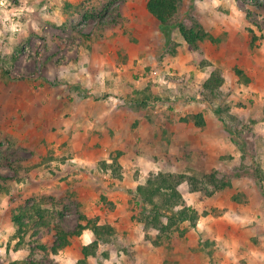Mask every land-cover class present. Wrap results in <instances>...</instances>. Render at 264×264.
I'll return each mask as SVG.
<instances>
[{"label": "rangeland", "instance_id": "rangeland-1", "mask_svg": "<svg viewBox=\"0 0 264 264\" xmlns=\"http://www.w3.org/2000/svg\"><path fill=\"white\" fill-rule=\"evenodd\" d=\"M111 4L102 6L99 14L93 10L89 14L93 17L89 20L82 21L79 15L69 14L65 16V21L60 22L55 17L47 16L48 11H51V16L54 14L47 4L45 7V0H0V264H11L13 261L25 264L29 260L42 264H68L87 240L85 232L90 231L85 229L82 239L78 236L70 238V254L62 261L55 254L46 259L31 255L32 246L37 242L48 244L51 237L44 235L43 229L32 235V228L18 235L11 214L19 205L35 203L46 211L53 224L59 219L66 229L72 230L77 223H85L79 219L82 215L108 222V213L114 208V201L125 193L123 189L118 190L117 183L109 178L111 172L105 169L106 160L99 157L94 160L84 159L82 154L68 152L66 149L69 142L79 144L80 138L79 133L77 135L76 131L71 130L74 121L69 118L71 103L76 104L77 98L84 97L85 92L90 90L80 88L78 82L93 77L94 73L97 77L102 76L95 69L82 71L83 67L88 66L85 63L88 58L71 50L77 46H81L79 49L82 50L86 48L83 41L90 39L87 35L97 38L99 34L102 38L103 27L116 18L117 3ZM175 20L174 22L198 21L208 33L202 42L205 48L204 58L208 62L206 65L195 63L198 62V54L184 41L193 56L189 65L193 69L209 66L210 74L216 69L221 70L224 83L216 95L211 96L202 88L208 77L203 83L193 85L188 98L207 102L208 107L216 109L224 119L225 129L233 130V135L229 138L231 145L235 146V149L234 146L232 148L237 161L233 160L231 165V154H225L223 164L201 171L197 159L204 158L205 155L200 154L199 148L194 146L190 148L194 152L191 159L193 170L173 172L200 176V179L205 174L217 173L219 178L230 181L229 186L214 189L203 178L205 190L212 191L209 195L201 190L191 191L187 181L178 185V191L187 204L201 214L195 226L183 221L178 226H173L169 232L161 233L143 225L144 229L139 232L136 228L138 224L131 221L140 220L138 223L141 225V217L145 215L140 213L141 210L135 206V198L127 192L124 201L128 210L134 211L130 222L133 224L131 226H136L133 235L137 250L150 253L152 247L162 245L167 256L166 263L162 264H175L173 256L181 253L170 252L174 243L179 245L184 235L196 228L197 224L200 228L204 227L206 220L226 214V218L230 220L229 226L224 229L228 232L225 233L228 237L226 247L225 242L215 244L202 233L199 236L195 230L191 232L192 235L188 234L190 237L197 236L196 243L193 241L195 246L192 251L203 253L208 264H247L248 261L264 264V217L257 215V212H264V185L261 182L264 178L261 167L264 163V132H259L264 129V88L255 90L247 86L250 81L245 82V78L250 75L244 67L255 63L260 53H264V0H182ZM172 29L181 36L176 25ZM214 46L217 49H213ZM234 49H238L239 53L235 60ZM238 58L244 63L242 67L234 64ZM235 68L241 69L243 74H236ZM261 70L264 71V67L259 71ZM139 76L164 87L168 95L161 93L154 101L165 109L169 102L186 98L179 87L185 83L186 73H174L166 61L160 60L154 65H148L137 73V77ZM107 92L106 88L100 87L92 93V97L94 100L107 99ZM248 104L249 110L246 109ZM61 113L64 115L60 116ZM109 155L115 156L114 158L117 156L114 153ZM189 155L191 156L190 153ZM71 164H80L81 168L71 174L68 172ZM159 171L162 170L153 168L146 171L141 166H136L129 172L133 179L134 173L136 176L144 174L142 183ZM236 177L240 178L238 187L246 189V194L241 193L238 198H234L233 193L230 200L236 199L248 207L246 219L240 217L239 223L247 226L246 222L253 220L248 226L252 225L255 232L253 231V248L248 250V256L234 263V244H231L229 233H232L231 229L236 223V215L233 216L230 210L232 207L227 205V197L234 188L231 180ZM103 188L114 190L110 198L109 194L103 193ZM184 192L191 194L184 197ZM217 194L225 197V206L211 202ZM254 210H258L255 212L258 217L251 219V211ZM207 214L211 216H206ZM114 228L116 230L115 225ZM122 240L121 232L118 235L115 233L114 247L109 250L108 257H91V264H117L118 258L109 256L116 253L118 245L122 247ZM128 248H121L125 251V260L129 264H135L138 257H133L127 251ZM240 251L246 253L247 247ZM152 254L156 256L154 252Z\"/></svg>", "mask_w": 264, "mask_h": 264}, {"label": "crops", "instance_id": "crops-1", "mask_svg": "<svg viewBox=\"0 0 264 264\" xmlns=\"http://www.w3.org/2000/svg\"><path fill=\"white\" fill-rule=\"evenodd\" d=\"M146 1L45 0V7H47V4L54 14V16H51V11H48L47 16L50 18L55 17L60 22L65 21L67 19L65 16L69 14H77L82 21H85L93 17L89 15L93 10H96V13L99 14L98 11L102 6L107 3L108 5L117 3L116 18L107 22L103 27L102 38L99 37V34L97 38L94 35H87L90 39L83 41L86 48L84 47L82 50L79 49L81 46H77L71 50L75 51L77 55L88 58L85 62L88 66L83 67L82 71L91 68V70L95 69L96 73L101 72L102 76L98 75L97 77L94 73L93 77L90 76L89 79L78 82L80 88L90 90L85 92L84 97H78L76 104L71 103L72 110L69 118L74 120L71 130L76 131L77 135L79 133L80 138L78 139L79 144L69 142L72 145L68 143L66 149L68 152L82 154L84 159L94 160L99 157L106 160L105 169L108 171H110L109 165L113 163L114 159L116 160L117 164L120 165L121 178L113 176L112 173L109 174V178L117 183L118 190L123 189L125 193L123 192L124 195L118 198L114 197L118 200L114 201L115 206L108 213V222H101L115 225L116 235L121 232V238L123 239L121 246L129 247L127 251L133 257L139 258H136L135 264L136 262L140 264H162L166 263L167 260L166 250L162 245L152 247L150 253L137 250L136 238L133 235L136 226H131L133 225L131 222L138 224L136 228L139 232L144 229V224L140 222V225L138 223L140 220H130V216L134 214V211L128 210L124 198L126 193L129 192V187L132 186L130 188L133 191L134 187L142 181L144 174L141 175L140 173L136 176L134 173L135 179H133L129 171L134 170L136 166H141L146 171L153 168L161 169L163 172L193 170L191 159L194 157V152L190 148L194 146L199 148L200 154L205 155L204 158H195L200 162L199 168L201 171L217 168L218 164H223L225 154H231V165L233 160L234 162L237 161V156L232 148L234 145H231L229 138L233 135V130L225 129L224 119L216 112V109L208 107L207 102L194 101L188 98L191 90H193V85L203 83L209 77V66L194 67V69L190 67L189 63H191L190 60L193 56L190 54L189 46L179 34L174 32V29L165 30L161 26L147 10ZM213 49H217V47L214 46ZM237 50L234 49V60L235 57L239 56ZM260 54L255 63H249L248 65H244L240 58L234 61V64L237 63V67H242V65L246 67L250 75V84L247 86L253 87L255 90L264 88V71H259L264 67V53ZM160 60L168 62L174 73H186L185 83L179 86L186 98H178V101L169 102L167 109L164 106L161 107L160 104L157 105L154 101L156 96L161 93L168 95L164 91V87L153 84L149 80L147 81L146 78L137 77L138 72L148 65L158 63ZM100 87L106 88L108 98L94 100L92 93ZM114 96L115 98H113ZM246 109L249 110V104ZM63 115V113L60 114V116ZM195 121L199 124H196ZM259 132H264V129H260ZM109 153L116 154V158L110 156ZM261 167L264 171V163ZM80 168V164L78 166L71 164L68 167V172L73 174ZM64 175H67V173ZM239 179V177H236L231 180L234 188L227 197V202H229L227 205L232 207L230 210L233 212V216L236 215V223L234 228L231 229L232 233H229L231 244H234V263L248 256V250L253 248L252 240L255 232L252 225L248 226L250 222H254L253 220L247 221V226L239 223L240 217L246 219L249 212L248 207L237 202L236 199L230 200L233 193L234 198H238L241 193L246 194V189L238 187ZM263 179L261 182L264 185ZM242 181L244 182L243 178ZM182 186L184 185L182 184ZM102 190L104 194L109 195L114 191L105 188ZM185 192L184 197L186 194H191H185ZM224 199L225 197L222 194H217L211 202L215 205L225 206ZM257 211H251V219L258 216L264 217V212ZM255 212L258 216L255 215ZM206 216L211 215L207 214ZM226 216V214H219L213 220H206L204 227L201 228L197 224L191 232L196 230L199 236L202 233L206 238L209 237L207 239L214 241L215 244L225 242L226 247L228 237L225 233L228 232L224 229L229 226L230 222ZM99 220L101 219L99 218ZM191 232H189L190 235H192ZM189 233L184 235V239L182 238L183 240L179 245L174 243L173 248L170 249V252L181 253L178 256H173V262L175 264H208L207 258L203 257V253L192 251L195 246L193 241L196 243L197 236L190 237ZM85 235L87 240L82 245L93 239L91 231H86ZM78 238L82 239L83 233ZM128 241L130 243H127ZM132 243L133 245H131ZM122 247L118 245L116 253L111 254L109 258L116 256L119 260L117 264H129L127 259L125 260V251L121 249ZM243 247H247L246 253L240 251ZM69 250H71V247L68 244L59 250L55 256L62 261L70 254ZM152 251L157 257L152 254ZM79 256L80 250L77 256L70 260L68 264H74ZM103 260L107 261V259ZM247 264H253V262L248 261Z\"/></svg>", "mask_w": 264, "mask_h": 264}, {"label": "trees", "instance_id": "trees-1", "mask_svg": "<svg viewBox=\"0 0 264 264\" xmlns=\"http://www.w3.org/2000/svg\"><path fill=\"white\" fill-rule=\"evenodd\" d=\"M181 2L182 0H147L146 8L165 30L172 29L173 25H176L184 41L198 54V62L195 61V63L206 65L208 62L204 58L205 48L202 44L208 36L205 28L195 20L174 22ZM235 72L238 75L243 74L239 68H235ZM249 79V77L245 78V82H248ZM223 83V72L216 69L211 72L202 88L209 95L214 96L221 89ZM109 169L113 176L121 178L120 165L115 159L109 165ZM203 178L212 184L214 189L230 185L229 179L219 178L217 173L205 174ZM203 178L200 179V176H190L185 173L159 171L151 174L144 182L137 184L134 190H130L128 193L135 198V206L141 210L140 213L145 215L141 217L144 227L167 233L173 226H178L183 221H188L191 226H195L201 214L197 209L187 204L178 191V185L187 181L191 191L201 190L208 195L212 194V191L205 190ZM45 212L35 203L21 204L12 210L11 220L16 226L18 235L32 228V235H36L40 229H43L44 235L51 237L48 244L37 242L32 246L30 248L31 255H38L40 258L46 259L66 247L72 236H79L85 229H89L93 234V239L81 246L80 256L74 264H91L90 257H108L109 250L114 247L116 230L113 225L101 222L97 217L87 218L82 215L79 219L84 220L85 223L79 222L72 230H69L63 226L59 219L53 224L52 219ZM11 264L19 263L13 261ZM25 264L42 263L29 260Z\"/></svg>", "mask_w": 264, "mask_h": 264}]
</instances>
